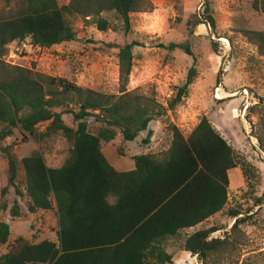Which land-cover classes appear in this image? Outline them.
Listing matches in <instances>:
<instances>
[{
    "label": "trees",
    "instance_id": "16d2710c",
    "mask_svg": "<svg viewBox=\"0 0 264 264\" xmlns=\"http://www.w3.org/2000/svg\"><path fill=\"white\" fill-rule=\"evenodd\" d=\"M23 3L24 8L16 17L0 20V56L6 44L26 37L30 45L40 48L75 40L66 16L88 17L97 30L105 31L108 23L99 14L113 12L126 31L128 15L148 6L147 0ZM251 7L264 16V0H252ZM206 19L213 27L211 17ZM199 23L195 20L192 26ZM245 36L259 55H264V32L245 31ZM138 45L135 41L112 45L117 50L118 82L123 92L116 101L25 68L11 67L10 75L4 77V63L0 59V125L4 124L0 139L17 128L22 138L40 139L60 133L70 142L66 158L57 167H47L38 152L18 160L5 154L7 178L1 194L12 187L15 196L27 198L28 213L49 210L53 205L57 230L56 243L41 240L29 244L21 237L15 238L12 246L0 254V264L170 263L171 256L164 251L162 242L179 230L204 221L225 204L226 171L235 167L233 152L204 117L185 137L170 125V143L161 160L150 155L134 156L133 170L117 172L103 158L99 142L111 140L114 128L123 140H133L151 120L174 109L195 74L192 67L187 70L184 83L176 88L165 108L148 99L145 101L149 105L129 107L124 85L131 66L130 50ZM162 47L191 55L186 44L169 42ZM69 93L72 96H67ZM68 103L77 107L68 111L75 128L66 126L61 112L55 111ZM89 116L104 124L95 134L86 130L84 118ZM43 122H47L43 131H35L34 127ZM19 174L18 185L15 180ZM108 197L113 198L112 203H108ZM8 213L11 217L19 216L15 199ZM230 215L235 217L237 213ZM240 221L234 219L231 232ZM215 230L209 227L192 232L185 237L182 250L194 255L201 264H212V256L233 244L226 237L208 238ZM8 232L7 223L0 221V244L6 242Z\"/></svg>",
    "mask_w": 264,
    "mask_h": 264
},
{
    "label": "rangeland",
    "instance_id": "374dc122",
    "mask_svg": "<svg viewBox=\"0 0 264 264\" xmlns=\"http://www.w3.org/2000/svg\"><path fill=\"white\" fill-rule=\"evenodd\" d=\"M68 1L55 0L57 5ZM147 1L142 11L128 15L126 31L113 12H101L99 16L108 23L105 31L97 30L88 17L66 16L75 40L48 48L30 45L28 37L11 41L0 56L4 63L2 76H9L11 67L25 68L116 101L123 92L118 82L117 50L112 45L135 41L139 45L130 50L131 66L124 85L128 106L154 101L165 108L192 67L194 77L174 109L154 119L134 142L126 143L114 128L111 150L126 155L144 148L161 160L170 143L169 126L174 125L186 136L204 117L233 152L235 167L226 172V201L220 211L194 229L180 230L162 242L164 251L171 256L170 263L165 264H201L194 255L184 253L182 243L192 231L209 227L216 230L208 238L226 237L233 243L212 256V264H264V55H259L245 36V31L264 32V16L252 9V0ZM23 8V0H0V20L16 17ZM206 16L213 20V27L206 22ZM195 20L201 23L192 26ZM169 42L186 44L191 55L162 47ZM76 108L74 103H68L55 111L61 112L66 126L75 128L68 111ZM84 120L91 134L104 127L91 116ZM46 123L37 124L35 131H43ZM3 127L0 125V130ZM11 131L10 136L0 139V221L7 223L9 230L6 242L0 244V254L17 237L29 244L41 240L56 243L57 230L53 205L49 210L28 213L27 198L15 196L12 187L1 194L7 178L5 154L18 160L38 152L47 167H56L70 147L60 133L34 139L22 138L17 128ZM19 180L20 174L15 180L18 185ZM12 199L17 201L18 217L8 213ZM233 211L237 213L235 217L230 215ZM235 218L241 221L231 232Z\"/></svg>",
    "mask_w": 264,
    "mask_h": 264
},
{
    "label": "crops",
    "instance_id": "0c3cea01",
    "mask_svg": "<svg viewBox=\"0 0 264 264\" xmlns=\"http://www.w3.org/2000/svg\"><path fill=\"white\" fill-rule=\"evenodd\" d=\"M154 120H151L146 128L144 130H148V127L150 125V123H153ZM142 130V131H144ZM140 131V132H142ZM139 132V134H140ZM139 134H137L135 136V138L131 141H126L127 142H134ZM115 137V135H114ZM185 137V136H184ZM222 138V137H221ZM223 139V138H222ZM114 138L107 141V142H103V141H100L99 142V150L103 156V158L105 159V161L117 172H126V171H130V170H133L134 169V161H133V157L134 156H139V155H150L149 153H147L145 150L146 149H142V150H139L137 152H132V153H127L126 155H117L114 150H111L112 146L114 145ZM143 143L146 145L147 142L143 141ZM151 156V155H150ZM57 167V166H56ZM229 170V169H228ZM227 170V171H228ZM226 171V172H227ZM107 201L108 203H112L113 202V198L112 197H108L107 198ZM39 211V210H38ZM40 211H43V210H40ZM203 222V221H202ZM200 222V223H202ZM199 223V224H200ZM198 225V224H197ZM197 225L193 226V227H189V228H184V229H181V230H192L194 229ZM198 230V229H196ZM194 230V231H196ZM180 231V230H179ZM192 231V232H194ZM170 238V237H169ZM167 239V238H166ZM184 251V250H183ZM187 252V251H184V253ZM189 253V252H187Z\"/></svg>",
    "mask_w": 264,
    "mask_h": 264
},
{
    "label": "built area",
    "instance_id": "2783aa9c",
    "mask_svg": "<svg viewBox=\"0 0 264 264\" xmlns=\"http://www.w3.org/2000/svg\"><path fill=\"white\" fill-rule=\"evenodd\" d=\"M246 107V106H245Z\"/></svg>",
    "mask_w": 264,
    "mask_h": 264
}]
</instances>
